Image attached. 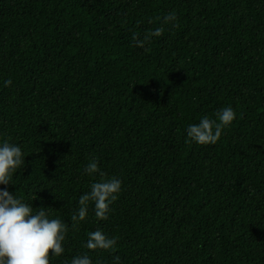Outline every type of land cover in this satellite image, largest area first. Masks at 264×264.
<instances>
[{
    "label": "trees",
    "instance_id": "1",
    "mask_svg": "<svg viewBox=\"0 0 264 264\" xmlns=\"http://www.w3.org/2000/svg\"><path fill=\"white\" fill-rule=\"evenodd\" d=\"M229 106L216 144L189 139ZM5 141L24 163L0 189L67 226L50 264H264V0H0ZM112 177L108 218L90 202L73 228ZM96 230L114 249H87Z\"/></svg>",
    "mask_w": 264,
    "mask_h": 264
},
{
    "label": "clouds",
    "instance_id": "2",
    "mask_svg": "<svg viewBox=\"0 0 264 264\" xmlns=\"http://www.w3.org/2000/svg\"><path fill=\"white\" fill-rule=\"evenodd\" d=\"M175 13L164 17V23L175 22ZM164 31L163 27H157L144 35L143 40L136 36V46L144 47L152 37H159ZM12 84L6 80L5 86ZM236 118L232 107L221 109L216 119L204 117L199 124L190 125L187 135L190 140L200 145L216 144L222 135V130L229 126ZM24 163L22 150L19 146L7 141L0 146V184H12L13 173ZM88 174L99 172L98 162L94 159L86 167ZM103 177V173L100 172ZM122 182L116 177L101 179L91 184V190L80 196L79 209L71 216L72 227L75 228L83 221L88 213L90 202L94 203L95 216L100 220H106L110 211V205L118 198ZM40 207L34 212L33 207L17 198L6 189H0V264H50V255L60 256L64 248L67 226L58 218L50 219L49 212ZM117 243L116 238L107 237L101 230L88 234L86 244L89 250H111ZM117 261L119 257L116 258ZM71 264H92L90 257H74Z\"/></svg>",
    "mask_w": 264,
    "mask_h": 264
}]
</instances>
